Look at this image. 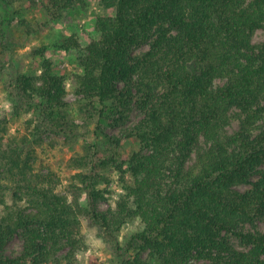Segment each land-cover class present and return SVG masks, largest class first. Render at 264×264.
I'll list each match as a JSON object with an SVG mask.
<instances>
[{
	"label": "trees",
	"instance_id": "obj_1",
	"mask_svg": "<svg viewBox=\"0 0 264 264\" xmlns=\"http://www.w3.org/2000/svg\"><path fill=\"white\" fill-rule=\"evenodd\" d=\"M98 2L114 11L98 16V36L83 44L72 35L62 44L82 68L71 73L78 109L88 120L108 115L114 126L135 110L141 117L106 148L97 140L71 158L84 170L67 192L52 174L34 172L16 139L0 143V264H80L83 218L113 239L119 264H264V230L248 228L264 218V40L253 39L264 29V0ZM87 4L48 0L45 7L58 19ZM0 13L7 38L11 0H0ZM53 65L45 58L40 72H18L10 84L20 105L40 110L69 137L67 76ZM110 166L122 191L101 209L106 194L98 185L109 177L99 168ZM245 184L251 187L239 188ZM10 192L28 205L10 203ZM136 220L141 229L122 244L116 234ZM15 235L23 248L10 255Z\"/></svg>",
	"mask_w": 264,
	"mask_h": 264
},
{
	"label": "rangeland",
	"instance_id": "obj_2",
	"mask_svg": "<svg viewBox=\"0 0 264 264\" xmlns=\"http://www.w3.org/2000/svg\"><path fill=\"white\" fill-rule=\"evenodd\" d=\"M48 0H11L14 18L7 38L0 35V143L4 148L16 139L24 149V157L29 158L34 172L52 174L57 183V190L67 192L72 176L84 168L74 167L70 160L74 156L87 154L88 150L97 140L102 148L108 146L110 137H124L127 129L132 127L141 117L135 110L130 119L119 126H114L108 115H95L88 120L87 112L80 111L78 105L81 96L76 93L71 73L81 72L74 50L67 51L62 47L64 39L76 35L83 44L89 43L98 36L96 20L104 14H114L112 9L107 10L99 5L98 0H88L86 7L75 6L68 9L58 19L50 18L45 7ZM2 14L0 13V22ZM29 32V33H28ZM257 43L264 40V29H258L254 34ZM147 48V46L145 47ZM140 51V50H139ZM53 60L54 70L67 76V96L69 108V121L74 127L71 136L53 131L50 123L40 110L28 109V104L20 105L16 90L11 86L10 79L18 73L35 74L40 72L43 59ZM39 121L44 125L40 132L35 126ZM72 127V128H73ZM238 127L235 121L231 128ZM130 148V141L126 140V149ZM124 149V148H123ZM90 153L93 150L89 151ZM264 169V165L262 166ZM100 174L105 173L109 180H102L98 185L105 191L106 197L97 202L101 209L114 206L122 191V182L119 172L112 166L106 170L99 168ZM258 178V175L254 179ZM78 181V180H77ZM79 182V181H78ZM81 184V183H80ZM82 185V184H81ZM251 185H241L244 190ZM108 190V191H107ZM9 202L25 208L28 203L16 198L12 192L8 196ZM91 197L84 191L82 202L89 203ZM83 233L87 247L77 254L80 264H119L120 259L116 252V245L112 238L105 235L100 228L87 218H83ZM139 220L129 222L116 234L122 244L132 232L141 229ZM248 228L264 230V218L257 220L256 226ZM23 248V239L15 235L7 244V253L18 254ZM134 254V252H131ZM147 253L143 255L146 257ZM133 257L127 255V260ZM126 261V263L128 262Z\"/></svg>",
	"mask_w": 264,
	"mask_h": 264
}]
</instances>
